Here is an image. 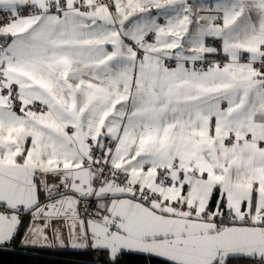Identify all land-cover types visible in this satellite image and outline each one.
Returning <instances> with one entry per match:
<instances>
[{
    "label": "snow or ice",
    "instance_id": "snow-or-ice-1",
    "mask_svg": "<svg viewBox=\"0 0 264 264\" xmlns=\"http://www.w3.org/2000/svg\"><path fill=\"white\" fill-rule=\"evenodd\" d=\"M0 17V248L24 227V246L103 264H264V0H0Z\"/></svg>",
    "mask_w": 264,
    "mask_h": 264
},
{
    "label": "trees",
    "instance_id": "trees-1",
    "mask_svg": "<svg viewBox=\"0 0 264 264\" xmlns=\"http://www.w3.org/2000/svg\"><path fill=\"white\" fill-rule=\"evenodd\" d=\"M24 227L15 239L0 248V264H103L106 255L90 249H41L21 245ZM117 264H163L162 258L145 253L123 252Z\"/></svg>",
    "mask_w": 264,
    "mask_h": 264
},
{
    "label": "crops",
    "instance_id": "crops-1",
    "mask_svg": "<svg viewBox=\"0 0 264 264\" xmlns=\"http://www.w3.org/2000/svg\"><path fill=\"white\" fill-rule=\"evenodd\" d=\"M205 2H207V0H205ZM41 202H42V203H45V202H46L43 196H41ZM81 211H82V210H81ZM28 220H29V216L25 215L24 218H23L24 226L27 225ZM23 237H24V235H23ZM21 245H22V244H21ZM22 246H24V245H22ZM24 247H30V248H41V249H79V248H72V247L70 246L69 241H68L67 239H65V246H64V247L59 246L55 241H52V242H51V246H49V247H39V246H31V245H29V246H24ZM86 249L93 250V249H91L90 247H89V248H86ZM136 253H138V252H136Z\"/></svg>",
    "mask_w": 264,
    "mask_h": 264
},
{
    "label": "built area",
    "instance_id": "built-area-1",
    "mask_svg": "<svg viewBox=\"0 0 264 264\" xmlns=\"http://www.w3.org/2000/svg\"><path fill=\"white\" fill-rule=\"evenodd\" d=\"M0 18H2V17H0ZM94 206H95V203L93 202L92 207H94ZM81 210L83 211V202L81 203ZM89 211H91V209Z\"/></svg>",
    "mask_w": 264,
    "mask_h": 264
}]
</instances>
